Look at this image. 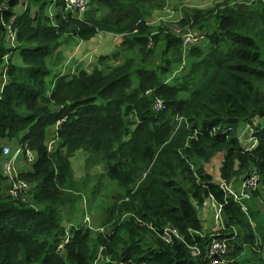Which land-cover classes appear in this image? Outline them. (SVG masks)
<instances>
[{
  "label": "trees",
  "instance_id": "obj_1",
  "mask_svg": "<svg viewBox=\"0 0 264 264\" xmlns=\"http://www.w3.org/2000/svg\"><path fill=\"white\" fill-rule=\"evenodd\" d=\"M51 2L0 0V264H95L101 247L117 263L212 264L198 211L210 197L223 206L227 260L264 264V0H243L238 12L197 11L207 38L191 46L183 69L182 34L151 27V0H93L82 15L57 0L54 19ZM210 14L211 22L198 19ZM100 33L124 36L112 55L99 56L103 67L88 72L65 55V46ZM157 45L165 47L159 61ZM66 57L67 73L59 67ZM155 96L165 110L154 108ZM245 123L258 129L254 147L243 146ZM225 127L233 130L218 135ZM19 147L37 156L19 173L32 185L25 196L9 192L2 168ZM78 152L87 153V173L103 168L92 192L107 189L105 233L62 214L87 188L74 178ZM219 154L215 176L209 167ZM254 175L261 188L236 200L233 183ZM70 220V242L58 250ZM168 224L182 238L164 241Z\"/></svg>",
  "mask_w": 264,
  "mask_h": 264
},
{
  "label": "rangeland",
  "instance_id": "obj_2",
  "mask_svg": "<svg viewBox=\"0 0 264 264\" xmlns=\"http://www.w3.org/2000/svg\"><path fill=\"white\" fill-rule=\"evenodd\" d=\"M152 6H153V11L152 14L147 18L148 23H150L151 27L157 26H169V27H174L176 29H180L181 33H184L187 29H189V32L194 36V37H199V36H204L203 40L207 38L206 31L202 28L197 23L198 20L196 19V14L197 11L202 13H206V11L211 10V8H214L216 5H221V9H229L230 11L232 10L233 12H238L241 5L243 4V0H183L180 2V0H175L173 1V5H169L170 0H151ZM254 2V0H251ZM150 5V4H149ZM212 18L211 14L210 15H204L199 17L198 19L200 20H207L209 21ZM186 23H183V22ZM211 22V20H210ZM205 32V33H204ZM104 37V38H102ZM93 41V42H92ZM103 41L104 48L100 49L99 43ZM122 41H124V36L122 34H114V33H100L97 34L95 37L92 38L90 41H81L82 45L78 43H72L71 45L65 46L64 49L65 55H68L71 57L76 56L80 60H84V68L86 71L91 72L94 70L95 66L98 65L99 68L103 67L101 63H99L98 58L101 54L107 55H112L116 50L117 47L122 45ZM202 42V41H201ZM200 42V43H201ZM198 43V44H200ZM205 45V44H204ZM203 46V45H201ZM96 47L97 48V55L94 56L89 52V48ZM158 45L156 46L157 49ZM191 48V47H190ZM189 48V49H190ZM189 49L186 50V53L184 55V62L187 66V60L190 57L191 54H189ZM193 49V46H192ZM191 49V50H192ZM165 47L164 46H159L158 47V53L157 51L155 52V57L154 60H160L161 55L164 53ZM77 53H81L79 56ZM71 53V54H69ZM109 53V54H108ZM69 58V59H70ZM69 59H64V64L61 66V71L62 69L66 70V73L69 72V68L71 67L72 63H70ZM82 63V64H83ZM110 65H117V62L114 60L108 61ZM75 69L72 68V72H74ZM65 72V71H64ZM63 122L60 121L58 124H56V127H59ZM243 141V146L247 147V142ZM52 143V139L49 140V145ZM33 157H35L36 161V153L32 151ZM220 155V154H219ZM215 157V162L210 165L209 169L210 171L215 175L218 176L219 170L221 167V155ZM22 154L19 155L18 158V164L16 166L15 171L19 174L27 168V164L30 163L29 160L24 159L21 157ZM87 157V153L85 152H78L75 156L71 158L72 161V166L74 169V178L76 180L77 186H81L84 183H86L87 179V188L83 189L81 191V197L78 198L77 201L73 204H67L65 208L63 209L62 207V214L66 215V219H72L73 217L77 220L78 218L86 222V223H91V226H94L97 228H107L103 224V217H102V205H109L111 204L110 200L108 199L109 196H103L100 197L101 195H104L107 193V189L104 187L101 190V193L93 194L92 188L94 184L96 183V176L99 175L100 173L103 172V168L101 165L97 164L95 165L89 173H87L85 167H84V162ZM27 161V163H25ZM3 164V163H2ZM3 168V167H2ZM4 170V169H3ZM105 181L107 179L105 178ZM114 183V182H113ZM116 184V183H115ZM84 186V185H83ZM235 192L238 194L242 191V186L233 184ZM261 188V185L259 186ZM30 190H32V185L30 184ZM29 190V191H30ZM79 195V192H78ZM264 203V202H263ZM262 203V206L264 207V204ZM90 206H92V209H90ZM81 208V209H80ZM264 209V208H263ZM75 210V212H74ZM198 211L200 214V217L204 221V225L207 229L208 233H214L217 232V226L214 224L215 221V210L212 204V201L209 203L205 204L203 207L199 206ZM82 213L84 215L82 216ZM69 214V218H67V215ZM68 222V226L66 227V234L69 233L70 236L71 234V227L76 226L75 225V220H70L66 221ZM95 233H102L101 231H95ZM95 263V262H94Z\"/></svg>",
  "mask_w": 264,
  "mask_h": 264
},
{
  "label": "built area",
  "instance_id": "obj_3",
  "mask_svg": "<svg viewBox=\"0 0 264 264\" xmlns=\"http://www.w3.org/2000/svg\"><path fill=\"white\" fill-rule=\"evenodd\" d=\"M93 0H63V3L65 4V11H71L74 15H82L85 11H87L91 7V2ZM61 7L58 5L57 0H52L51 4L47 8V14L52 19L55 18V16L59 13ZM174 30L180 34L181 30L174 28ZM182 37L184 39V53H186V50L189 49L191 46L196 45L203 41L204 36L194 37L190 32L189 29H187L184 33H181ZM152 47V44L150 45ZM186 67V64L183 63L181 66V69ZM154 108L157 111H163L166 109V103L165 101L155 96L154 100ZM217 128L214 130L216 131ZM233 130V127H225L221 133L218 135H225L226 133ZM197 132V130H196ZM257 133L258 129L253 127L250 123H245L241 129V137L246 140L247 143H249V147H254L257 145ZM25 151V155L27 159L30 161L29 166L31 167L35 162V157L32 155V151L26 149H23L22 147L18 148L17 154L10 158L8 161L3 163V169L5 175L9 178L10 181V187L9 192L15 196L19 194L29 192L30 190V183L22 180L19 178V174L15 171L16 166L18 164L17 156ZM4 152L6 155H9V148H5ZM24 158V157H23ZM27 163V161L25 162ZM242 191L240 193H234V197L236 200H242L244 198H249V192L248 189L254 190L259 187V177L257 175L248 177L245 179V182L241 185ZM210 201H212L214 210H215V221L214 223L217 227V232L214 233H208L207 230H205L206 234H209L211 237V243L208 247V257L212 264H231L232 261L227 260L226 256L228 255V252L230 251V239L223 238V235L220 233V230L224 228V220H223V206L216 202L213 197H210ZM245 211H247L246 207H243ZM89 225L91 223H88ZM150 228L153 229L152 225H149ZM96 231L105 233V228H97ZM234 235H238L237 229L234 228L233 232ZM204 236L203 233H200ZM159 236L166 242H172L173 238H182L177 228H175L173 225L168 224L163 232L159 234ZM71 236L69 233L66 234V237L62 242L59 244L58 250H63L65 246L70 242ZM104 247H101L98 258L95 261V264H99L100 261H107L108 263H116V264H124V263H117L113 261L110 257L106 258L103 255Z\"/></svg>",
  "mask_w": 264,
  "mask_h": 264
},
{
  "label": "crops",
  "instance_id": "obj_4",
  "mask_svg": "<svg viewBox=\"0 0 264 264\" xmlns=\"http://www.w3.org/2000/svg\"><path fill=\"white\" fill-rule=\"evenodd\" d=\"M173 1H175V0H170L168 4H169V5H173ZM181 1H183V0H180V2H181ZM102 38H104V37H102ZM92 42H93V41H92ZM122 42H123V41H122ZM79 44L82 45L81 42H79ZM121 44H122V43H121ZM99 47H100V49H103V48H104L103 41H101V42L99 43ZM89 52H90L91 54H94V53L97 54V48H96V47H94V48L90 47V48H89ZM75 53L78 54V55L80 56L82 52H81V53H77V52H75ZM69 54H71V53H69ZM108 54H109V53H108ZM234 183L237 184V185H240V182H239V181H236V182H234ZM234 183H233V184H234ZM232 188L234 189L233 185H232Z\"/></svg>",
  "mask_w": 264,
  "mask_h": 264
},
{
  "label": "clouds",
  "instance_id": "obj_5",
  "mask_svg": "<svg viewBox=\"0 0 264 264\" xmlns=\"http://www.w3.org/2000/svg\"><path fill=\"white\" fill-rule=\"evenodd\" d=\"M152 46H153V43H152ZM241 185V184H240ZM233 189V188H232ZM234 190V189H233ZM235 191V190H234ZM209 202H210V200H209ZM205 230H207L206 228H205ZM115 264V263H114ZM231 264H234L233 262L231 263Z\"/></svg>",
  "mask_w": 264,
  "mask_h": 264
}]
</instances>
